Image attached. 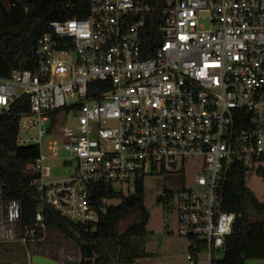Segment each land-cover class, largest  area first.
<instances>
[{
	"label": "built area",
	"instance_id": "obj_1",
	"mask_svg": "<svg viewBox=\"0 0 264 264\" xmlns=\"http://www.w3.org/2000/svg\"><path fill=\"white\" fill-rule=\"evenodd\" d=\"M150 10L139 0H90L87 16L50 22L36 71L0 77V115L26 96L16 143L40 149L27 170L39 199L34 225H23L20 202L0 192V242L24 244L28 255L51 228L47 205L87 227L100 219L92 182L127 194L201 155L202 170L176 194L178 232L191 264L201 253L216 264L236 219L223 209V180L237 161L264 166V0H170L162 40L146 56ZM50 159L76 165L55 178Z\"/></svg>",
	"mask_w": 264,
	"mask_h": 264
},
{
	"label": "trees",
	"instance_id": "obj_2",
	"mask_svg": "<svg viewBox=\"0 0 264 264\" xmlns=\"http://www.w3.org/2000/svg\"><path fill=\"white\" fill-rule=\"evenodd\" d=\"M139 1L151 8L146 13L142 34L147 56L154 53L162 40L159 30L164 17L162 8L170 0ZM89 7L90 0H0V77H9L17 69L36 71L38 40L50 31V22L87 16ZM27 108L26 96H23L14 103V112L0 115V192L3 200L20 202L21 221L30 227L34 225L39 199L27 166L36 161L40 149L35 144L19 146L16 143L17 112ZM249 169L237 161L223 180V209L234 212L236 219L234 231L227 235L222 256L216 264H245L248 258L264 257V202L247 184ZM256 170L264 176V166L260 165ZM172 194L170 190L168 196ZM90 196L100 212V219L87 227L71 221L52 206L47 205L44 209L46 224L80 246L82 258L78 264H96L93 257H87L86 245L98 254L103 239L116 241L117 264L132 263L136 258L146 256L148 252L143 248L128 250L125 245L126 238L145 240L148 235L150 212L145 204L144 179H140L136 189L127 194L117 190L112 183L92 182ZM164 198L165 195H159L157 199ZM113 199L120 201L108 205V200Z\"/></svg>",
	"mask_w": 264,
	"mask_h": 264
},
{
	"label": "rangeland",
	"instance_id": "obj_3",
	"mask_svg": "<svg viewBox=\"0 0 264 264\" xmlns=\"http://www.w3.org/2000/svg\"><path fill=\"white\" fill-rule=\"evenodd\" d=\"M3 1L7 2V0ZM76 120L74 113L67 114L66 124H74ZM48 163L55 178L68 176L76 165L75 162L64 164L60 159H50ZM202 165L203 156H189L178 172L152 174L144 178L145 204L150 212V219L147 224L148 235L145 240L128 238L126 239V246L127 249L129 248L128 250L143 248L148 254L126 264H190V261L186 259L189 241L178 232L176 194L182 187L192 185L195 175L202 170ZM27 170L32 172V166H27ZM247 184L264 202V176L260 175L255 167H251L247 173ZM170 190L173 193L172 196H168ZM159 195H165V198L159 201L157 199ZM119 201V199L108 200V205L118 204ZM44 243L53 252L59 251L61 253V259L58 257L62 261L60 264L67 262L76 264L82 258L80 246L66 239L55 228L48 231ZM27 248L28 246L21 243L3 245L0 248V264H26ZM117 256L118 246L115 247L108 243L100 249V254H93V259L96 264H117ZM221 256L222 252L216 253V257ZM196 264H206V253L200 254ZM245 264H264V257L248 258L245 260Z\"/></svg>",
	"mask_w": 264,
	"mask_h": 264
},
{
	"label": "crops",
	"instance_id": "obj_4",
	"mask_svg": "<svg viewBox=\"0 0 264 264\" xmlns=\"http://www.w3.org/2000/svg\"><path fill=\"white\" fill-rule=\"evenodd\" d=\"M52 228V227H51ZM50 228V229H51ZM58 230V229H57ZM59 231V230H58ZM126 239H128V238H126ZM126 239H125V245H126ZM44 241L45 240H42V241H38V242H32L30 245H29V248H33V250L34 251H36V250H38L39 252H42L43 254H45V255H47V256H51V257H53V258H57L58 259V257L60 258V254L61 253H59V251H55V252H53L50 248H49V246L46 244V243H44ZM11 243H15V242H10V241H1L0 242V248L4 245H9V244H11ZM108 243H111V244H113V246H115L116 247V245H117V243H116V241H114V240H107V239H103V240H101V242H100V245H99V254H100V249L103 247V245L104 244H108ZM127 247V246H126ZM189 247H190V244H189ZM129 249V248H128ZM131 249V248H130ZM29 256L27 257V263L26 264H29ZM61 259V258H60ZM60 262H62L61 260H60ZM66 264H70V262H67ZM191 264V263H190Z\"/></svg>",
	"mask_w": 264,
	"mask_h": 264
},
{
	"label": "water",
	"instance_id": "obj_5",
	"mask_svg": "<svg viewBox=\"0 0 264 264\" xmlns=\"http://www.w3.org/2000/svg\"><path fill=\"white\" fill-rule=\"evenodd\" d=\"M87 257H93V251L89 245H86ZM30 264H60V262L50 256L41 254L39 252L29 250L28 252Z\"/></svg>",
	"mask_w": 264,
	"mask_h": 264
},
{
	"label": "flooded vegetation",
	"instance_id": "obj_6",
	"mask_svg": "<svg viewBox=\"0 0 264 264\" xmlns=\"http://www.w3.org/2000/svg\"><path fill=\"white\" fill-rule=\"evenodd\" d=\"M25 256H26V254H25ZM26 258V257H25Z\"/></svg>",
	"mask_w": 264,
	"mask_h": 264
}]
</instances>
